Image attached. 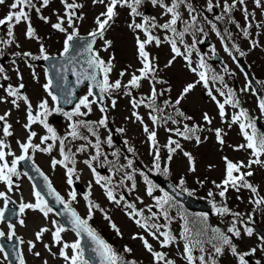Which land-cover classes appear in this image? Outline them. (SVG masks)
Wrapping results in <instances>:
<instances>
[{"label": "rangeland", "instance_id": "obj_1", "mask_svg": "<svg viewBox=\"0 0 264 264\" xmlns=\"http://www.w3.org/2000/svg\"><path fill=\"white\" fill-rule=\"evenodd\" d=\"M169 1L171 0H167L168 6H170ZM198 1L201 3L199 7L203 18L210 19L211 14L213 13L208 10L209 0ZM229 1V3L232 2V0ZM75 2L82 5L79 9L83 18L76 19L74 17L73 21L80 22L84 29L87 30L96 26V23H94L95 19L99 14L106 11L108 0H105L104 4L93 3V0H75ZM223 3L224 0H212V4L214 5V8H216L217 14L223 10ZM245 4L249 16L253 17L252 28L250 29L252 39L250 42L244 41L239 44L235 43V39L233 38L231 41L239 48V51L235 48L236 54L232 53L231 56L225 51V46L221 38L217 35L216 31H213L211 25H208L206 33L211 39V44L203 52L199 49L203 37V34L201 33L195 38H192L191 34H186L183 42H181L180 37L179 39H176L177 36L173 38L171 31L169 30H164L159 27L150 29L151 34L161 41L159 45L153 41L146 45L145 49L149 52L150 58H155L153 63L156 65L157 71L152 74L155 79L150 78L142 80L140 87L138 88L123 86L128 85L133 74L139 75L137 70L142 67V64L138 55L136 40L137 38L140 40L145 39L143 31L134 29L129 25L133 23H143L144 19L141 16L131 15V10L126 6H117L115 9L117 15L114 17L113 22L108 26L107 31L104 34V40L98 42L94 50L98 52L99 56L106 63L110 59L112 60V71L109 73V82H115L117 79L121 80L123 87L122 90H112L110 93H105L104 105L100 106L97 103H93L90 105L91 111L81 106L80 112L88 113V120L84 119V115H74L71 120H69L68 116L65 114L72 113L76 104L79 103V100L88 94L87 87H84L81 89L78 102L74 107L69 111H63L64 119L62 125L54 127L51 124H47L55 130L58 137L64 138V140L70 137L68 135L70 132V125L80 121L85 122V124L88 125V128L98 127L101 138L104 137L103 139H109L107 130L104 128L105 126H100L98 124V121L101 118H104V112L100 111V108L104 107L107 113L111 116V121L116 126L115 140L122 141L121 143L128 142L130 146L137 150L139 157H141L142 161L151 169H154V155L158 151L160 156V168L163 169L167 167L168 174L172 180L177 181L180 184V180L183 178L184 184L182 186L197 189L202 195H208L211 191L214 194L212 198L215 200L217 207L226 205L232 213H240L246 224L247 219L249 220V215H251L250 222H257L258 219L261 223H264V204L256 206L251 202L255 197L250 189L241 188L239 191L236 190V192H234V190H229L226 192L225 198H221L218 195L220 189L215 186L216 184H220L225 178V157L228 161L234 163L243 162L244 164H247L250 159H253L250 149L239 147L240 145L246 144L247 141L244 134L241 132L239 122H232L233 116L239 115L241 111L240 108H242L251 115L252 120L257 115L264 121V112L259 108L260 101L264 99V8L256 7L254 0H245ZM145 5L151 10L149 13V19L155 18L154 22L157 25L163 24L171 18L170 14L166 13L165 9L161 8L159 5H153L151 0H143L142 5L139 6L141 14H143L142 7ZM188 5L193 9L195 8V3L192 4L191 0H186V3L180 4L178 8L181 20L174 26L177 31H183L189 19H191ZM234 9H238V11L240 10V16L244 17L245 8H241L240 4H237ZM193 14L195 13L192 12L191 15ZM165 37L168 39H165ZM172 39H175L177 42V47L182 53L180 56H176L172 51L169 42ZM105 40L111 41L110 46L107 48H105ZM194 41L195 47L192 48L191 45H193ZM253 42H255V46H253ZM186 45L189 46L188 51L185 49ZM245 50H247V52H245ZM240 51L246 53L243 58L246 62L248 61L251 63V72L256 74L262 81L261 96H257L253 89L248 85L247 79L235 61V58L240 55ZM213 52H217L226 63L223 69L213 65L214 70L223 77L225 81L224 86H234L233 100L235 101V98H238L240 102L239 107H231L229 103H226L223 117L220 115L218 103H224L227 96L221 95L217 92V86L214 82H208L206 87L204 82L200 81V78L197 75L199 71H202V68L199 67L200 54L210 59ZM185 55H189L191 66H189L188 61L185 60ZM207 58L204 57V61L211 65V62H209ZM169 61H172L171 65H169ZM192 68H195L196 72H193L191 70ZM224 71L231 73L228 78ZM121 72H124L125 75L121 76ZM232 75L236 78L235 84H232L231 82ZM157 80H162L164 83H156ZM190 83L195 84V87L186 94L183 99H181L179 105H175V101L180 97L183 88ZM41 84L42 82H37L30 85L32 97H29L28 99H30L29 103L32 106L33 115H36L37 112L41 111V109L38 108L39 100L47 101L49 111H53V109L55 110L57 107L56 103L50 99L47 93H42ZM153 87H155L158 94L155 101V107L162 109V112L153 111L146 106L150 103L149 97L151 96V90ZM209 92H211V95H209ZM213 97H215V99H213ZM92 99L93 96H90L89 100L91 101ZM113 100H115L114 107L112 105ZM141 100H143V103H139ZM165 100L169 101L168 105L164 104ZM133 101L138 102L137 107H133ZM17 104L18 107L14 106L12 103L0 102V115H3L6 112L9 113L6 120L7 123L11 125L10 131L12 133L11 136H3L2 126L4 122L0 121V139H3L8 145L5 152L7 153L8 151H11L14 154V156L6 155L8 159L7 161L10 163L14 157H18L20 153H22L20 143L27 142L29 132H35L36 136L32 138V144L40 145L41 148H45L49 145L52 146L50 152L34 151L35 160L40 167L44 169L45 173L48 174L52 184L59 191V194L64 196L65 200H69L71 188L68 183L67 169L61 165H57L55 168L52 166V160L54 158L57 160L62 159L59 140L50 139L51 141L49 144H46L45 142L41 144V137L49 135L47 129L39 122L33 123L32 128L29 130L26 129L25 125L28 123L27 105L23 100H18ZM177 108L184 114L186 113V116L191 117V119L185 120L183 117H180L176 112ZM134 112L141 117L143 122L136 119V116L133 115ZM205 113L210 118V123L204 120ZM150 115L157 116V122L155 124L150 119ZM173 120H175L176 123H173ZM241 121L247 123L243 117L241 118ZM185 124H187L189 128L195 126L197 129L194 134L189 133V135L192 136L191 139H184L175 132L176 129L184 131ZM145 126H147L150 131L156 132L155 145H153L148 139V133L144 131ZM120 129H123V131H120ZM216 129L221 130L222 144L217 139ZM251 131L252 130L250 129V133ZM196 136H199L200 138L199 143H197ZM169 139L178 142L181 146L172 153L171 160L168 159L169 152L167 146ZM91 141V143L80 141L81 147L85 150L78 152L74 156L76 160V172L74 175L90 185V192L87 195L88 200L85 199L86 196H80L78 194H76V199L72 200V204L78 214L81 217L87 218L89 202L97 204L99 207L103 208V211L93 209L92 219L90 221L100 226V229L105 237L107 236L109 238L106 237L109 241L112 240L116 242L117 240L119 244L123 243L124 246H126L127 242L131 247L130 254L137 257L142 256V259L151 261L153 259L151 253L145 249L143 242L139 239L140 236H143L152 245L154 251L165 253L167 258L175 261V264H185L183 261L184 242L180 241L172 243L168 247L162 248L160 240H162L163 237H161L160 240L153 239L145 229L141 228L136 223V219H131L129 216L131 209L126 207V203L123 200H121L119 205L108 200L104 188L96 183V177L93 174V171L84 163L85 159L90 160L91 156L96 155V150L92 147L93 143L96 142V139L93 138ZM111 144L110 147L112 150H110L109 153L116 154L118 156L117 163L119 162L121 165H125V158L122 157L118 149H115L113 141ZM171 147H175V145H171ZM67 149L73 153L72 144L69 143ZM184 152L190 153L193 157L195 171H190L189 160L184 155ZM107 153L108 152L104 153L101 159L103 163L105 157L110 156V154ZM260 158L264 160V155ZM102 162H99V159L92 162L96 172L99 165L103 164ZM68 166L71 167L70 164ZM249 170L254 174L251 177H247L248 181L257 187L259 197H264V165L254 164L250 169H241L242 172ZM17 171L20 173V176L19 178L16 177L17 180L13 182L12 191H8L7 186L0 182V192L8 194L16 203H18V205L21 201L24 203H35L36 198L33 195L35 188L32 186L27 176L19 171V166H17ZM96 174L105 178H111V184H109L108 187L111 186L112 190H115L114 192L117 193V198L120 199L119 188H117V186L115 188L116 181L117 184L121 181L118 174L109 172L108 175H103L101 171ZM104 183H106V181H101V184ZM126 185L129 187L130 196L127 203L134 204L135 209L138 211H145L141 216H137L142 222L143 216H146L149 213L150 205H155L153 197L159 193V188L154 187L153 196H149L147 194V188L149 185L140 179L136 180V186L134 189H132L131 182H126ZM2 203L3 199H0V208ZM105 215L110 219H105ZM157 215H160V213L156 212V216ZM204 217H206V220ZM202 218L209 225L217 226L221 230L227 229L231 226L234 219L232 216L231 220L218 222L215 221L213 217L206 214H204ZM21 219L25 222L23 226L19 223ZM53 221H56L58 225H61L54 211L50 212L48 217L45 218L38 210L26 209L23 214H20L19 219L16 222H2L0 231H3L5 233L4 237L7 238L9 232L8 225H14L16 237H19L24 241L23 244H20L18 241V245L20 255H23L25 264H44L45 261H47V264H66V261L59 256V249L62 244L54 243L52 239L51 233L55 230L53 227ZM152 221L155 222V219ZM113 223L121 233L120 241L114 237V230L111 229V224ZM155 223L164 226L163 220ZM132 225L137 229L130 227ZM236 226L241 230L242 240L239 242V245L247 251L253 249L254 243L258 238L257 234L252 229L253 235L248 236L244 234V225L238 222ZM41 228H47L49 231L44 233L40 241H36L35 233ZM163 228L164 227H161L160 231H163ZM132 230L136 231L134 234L137 238L133 239V237H131L132 240L130 241V238H126ZM176 232H178V228ZM61 237L62 241L68 243H72L77 239L75 233L69 229H66L65 232L61 233ZM28 241H33L35 243V248L32 251L28 250ZM45 244L49 245L51 251L44 247ZM158 247L160 248L158 249ZM36 252L40 253V255H34ZM66 252L71 255L70 249H66ZM226 255L231 254L227 253ZM217 261H220L222 264H236L231 258L223 260L222 256L217 257ZM0 264H7L2 251H0ZM154 264H158V262L155 261ZM159 264H162V262H159Z\"/></svg>", "mask_w": 264, "mask_h": 264}, {"label": "snow or ice", "instance_id": "obj_2", "mask_svg": "<svg viewBox=\"0 0 264 264\" xmlns=\"http://www.w3.org/2000/svg\"><path fill=\"white\" fill-rule=\"evenodd\" d=\"M61 2L64 4L65 7V17H57V23L52 24V27L60 32H67V28H65L63 25L65 23V19L67 21L68 28H71L72 31L70 33H67L66 39L64 41V49L60 53L61 56H65L69 50H70V42L74 40L78 36V31L74 26L73 18L75 17L76 19H82V16H77L76 15V9L82 7V5H79L73 0L72 3H69L68 0H61ZM142 0H108V3L106 4V11L102 12L99 16L96 17L95 23L97 25L96 30L92 31L89 33V36L92 37V40L88 41L85 46V51L89 54L88 58L86 60L88 69L91 70V72L87 71H82L80 73V76L83 77V79L91 80L95 82V87L99 88L102 93H110L112 90L115 89H120L122 87L121 80L117 79L115 82L110 83L109 82V73L112 71V60L110 59L107 63L99 56L98 52L93 49V44L95 43V39L97 37L103 38L104 33L107 30V27L109 26L110 22L113 20V18L117 15L115 9L117 6L121 7H128L131 10V15L136 16V15H141V13L138 12V6L141 4ZM153 5H159L161 8L165 9L166 13L170 14V19L160 25H157L154 21L155 18H147L145 17L143 23H133L129 25L130 27H133L134 29H139L144 32L145 34V39L140 40L137 38L136 44H137V50H138V55L140 58V62L142 64V67L139 68L137 71L139 72V75L133 74L131 76V79L128 82V85H125L123 87H128L131 86L132 88H138L140 87V83L144 79H155L154 74L157 71L156 65L153 63L155 58H150L149 52H147L146 45L152 43L155 41L157 45L161 43V41L154 37L151 34L150 29H154L156 27H159L164 30H170L171 32L177 34L181 42H183V36L185 32L188 30V28H185V32H179L177 33L176 28L174 27L178 21L181 20V15L180 12L178 11V8L180 4L186 3V0H171V6L166 5L163 0H151ZM256 7L258 8H264V0H254ZM5 0H0V4H4ZM93 3H100L104 4L105 0H93ZM49 4V0H41L40 7H37L36 4L33 3V0H13V2L9 5V11L8 13L3 17L0 18V25H6L8 28L7 35L8 37H13V27L14 24H20L21 22H29L27 25L26 29V36L28 38H33L35 37V30L32 27L30 23V14L29 11L30 9H34L37 14L40 13L42 7H46ZM237 4L244 5L245 0H232V3H229L228 0H224L223 3V12L225 14L231 13V11L236 7ZM219 6V5H216ZM214 5L212 4V0H209L208 2V10L212 11ZM188 10L189 14L191 17V21L193 24L196 23L197 17L195 15H191L192 12L195 11L190 5H188ZM244 17L245 20L247 21L249 19V13L247 9H244ZM42 20H44L46 23L48 22V18L44 16H40ZM217 20H222L224 19L223 16H217ZM230 22H235V21H230ZM186 23V22H185ZM251 25L249 24V27ZM237 27H240L239 24H237ZM213 31H216V25H212ZM202 31V29H200ZM243 35L247 37L249 35L248 29L243 28L242 29ZM217 35L219 36L220 33L217 31ZM230 35V33H229ZM165 39H168L165 37ZM171 44V48L173 53H175L176 56H180L182 53L180 52L179 48L177 47V42L175 39H172L169 41ZM4 44H9L12 43L11 40H4ZM105 48L110 46L111 41H104ZM18 46V45H17ZM253 46H255V42H253ZM192 48L195 47V41L193 45H191ZM233 48H236L237 51H239V48L233 44ZM186 51H188L189 46H185ZM41 57L45 60H47L49 57L45 55V50L43 46H41ZM225 51L229 53L231 56L232 53L228 49V47H225ZM246 53L240 51V55L244 56ZM15 55H23L25 57L31 56V53L25 52L23 54L21 53H15ZM190 55V52H189ZM189 55H185L184 58L185 60L188 61L189 66H191V60L189 59ZM38 57H32V59H37ZM175 58V57H174ZM74 57H69V63H72ZM172 61H169V65H171ZM199 67L202 69H205L207 66L204 63L203 58H201ZM97 70L101 73H103V79L102 80H97ZM193 72H196L195 68L191 69ZM73 74H76L75 68L72 69ZM4 69L0 68V73H3ZM121 76H124L125 73L121 72ZM197 75L200 78V81H203L205 86L207 87L208 84V76L206 75L205 71H199ZM80 76H78V81L80 79ZM213 80L218 79L219 77H216L213 75L211 77ZM3 79L7 80L8 77L7 75L3 76ZM222 79V78H221ZM51 81L46 83L44 85L45 90L47 91L49 88ZM156 83H164L162 80H157ZM24 87L23 83L19 84L18 87H13L11 84L8 85V87L5 89V92L7 93L8 97H12L13 99L11 100V103L14 106L18 107L17 101L18 100H23L24 103L27 105L28 108V114H27V119L28 123L25 125V128H30V126L33 123L39 122L44 125V127L47 129V132L49 135L41 137V144H43L46 140L52 139V140H59L60 144V154L62 156V159H53L52 160V166L55 168L57 165L64 166L67 169V176H68V183L71 184L73 182L72 177L73 174L76 172V160L74 158V154L70 152H65L64 148V143L65 140L64 138H60L57 136L55 130L52 127H49V125L46 122V119L48 115H50L49 108L47 101H41L40 104L38 105V108L41 109L42 111L37 112L36 115H33L32 112V106L28 101V97L21 95L20 94V89ZM195 87V84L190 83L186 85L183 88V91L180 95L179 98L176 99L175 105H179L181 102V99L188 94L193 88ZM49 95H52L51 92L48 93ZM157 91L155 87L152 88L151 90V96L149 97L150 103L147 104L146 106L151 108L153 111H160L162 112L163 110L160 108L155 107V101L157 98ZM209 95H211V92H209ZM221 95H224L223 92H221ZM93 96L92 88H89L88 94L84 97H82L79 100V103L76 104L75 109L73 110L72 113H66L65 115L68 116L69 120H71L72 116L74 115H86L87 113H81L80 108L83 106L84 108H87L89 111H91L90 105L93 103H96V99L93 98L91 101L89 100V97ZM53 101L57 100V97L52 95ZM103 99V97H101ZM215 99V97H213ZM0 102H5L3 97H0ZM139 103H143V100L139 101ZM226 103H231L233 106H237L238 101H234L232 98V95H229V98L224 102V103H218V107L220 109V115L221 117L224 116V109H225V104ZM165 105L169 104V101L165 100L164 101ZM113 107L115 106V100L112 101ZM138 102L133 101V107H137ZM259 108L261 109L262 112H264V99H262L259 103ZM55 111H60L59 108L55 109ZM101 112H105L106 109L104 107L100 108ZM176 112L179 116L183 117L185 120L191 119V117H187L184 115L183 112H181L178 108L176 109ZM9 113H4L3 115H0V121H3V126H2V131H3V136H11L12 133L10 131L11 125L7 123V116ZM134 116H136L137 120H141V117L137 113H133ZM43 117V118H42ZM247 119V112L245 110H241L239 115L233 116L232 122L237 123L239 122L241 132L244 134V137L247 141L246 144L240 145L239 147L241 148H247L251 150V154L253 159H250L247 164H244L243 162H232L228 161L227 158L225 157V162H226V168H225V178L222 180L220 184H216L215 186L220 189L218 195L221 198H225L226 192L228 191L229 187L239 191L241 188L245 189H250V191L254 194V199L251 201L254 205L260 206L261 204H264V197H259L257 187H255L253 184H251L247 177H251L254 173L252 171H246L242 172L241 169L243 168H251L252 165L254 164H260L264 165V160H262L260 157L264 155V134H259L256 129L255 125L253 122L249 121L248 123H245L241 121V118ZM150 119L153 121L155 124L157 122V116L155 115H150ZM170 119V117H169ZM204 120L207 121L208 123L211 122L210 118L208 115L205 113L204 115ZM141 122H143L141 120ZM173 123H176L175 120L172 121ZM106 123V118H101L98 121V124L100 126H104ZM78 125L80 126H88L85 124V122L80 121L78 123H74L70 125L71 131L68 133L73 138H77L79 136V132L77 131ZM251 129V134H249L246 129ZM91 131L92 129L89 128ZM196 127L194 126L193 128H189L187 124L184 125V131H180L179 129H176L175 132L177 135L182 136L184 139H191L192 136L189 135V133L194 134L196 132ZM120 131H123V129H120ZM144 131L148 133V139L155 145L156 143V132L155 131H150L147 126H145ZM171 131V130H170ZM216 136L219 142L222 144L223 140L221 139V130L216 129ZM93 135H95V132H93ZM36 136L35 132H29L27 142L25 143H20V149L22 154L18 157H14L10 164L9 162L6 161V155L7 156H14V154L11 151H8L7 153L5 152V149L8 148V145L5 143L3 139H0V182L5 184L8 188V191H12L13 187V177L19 178L20 173L17 171V164L19 161H23L28 157L29 150L31 149L32 151H44V152H50L52 150V146L49 145L45 148H41L40 145H34L32 144V138ZM197 140V143L200 142L199 136L195 137ZM111 138L109 137L107 143L111 144ZM19 143V142H18ZM91 143V142H90ZM171 145H175V147H171ZM96 149V155L91 156L90 160H85L84 163L93 171V174L96 177V183L99 184L102 188H104L106 196L109 201H113L115 204L119 205L121 203V200H123V196L120 197V199H116L113 195V191L108 187L109 184H111V178H105L103 176H99L96 174V169L93 167V161H97L99 156L101 155L100 153V140L99 137L97 136L96 143L92 145ZM168 152L169 156L168 159L171 160L172 158V153L176 151V149H179L181 146L178 142L169 139L168 142ZM84 148L77 149V151H84ZM129 151H132L131 148H129ZM115 155V154H114ZM184 155L188 158L189 164H190V171H195L194 167V160L193 157L191 156L190 153L184 152ZM30 158V157H28ZM160 156L159 152L157 151L154 155V163L153 167L156 170L160 169ZM106 163L112 165L113 170L115 172H119L122 168L127 167L131 168L132 167V161L129 160L127 165H120L116 166L112 161H107V157H105ZM71 165L69 167L68 165ZM39 171V169H37ZM133 171H136L133 169ZM165 173H167L168 168L165 167L163 170ZM26 175V173H25ZM43 175V173H41ZM140 175L144 178V181L146 184H148L147 188V194L149 196H153V188L151 186V181L148 179L147 175H145L143 172H140ZM125 179L132 181V189L135 188V181L133 179V175L131 173H126L125 174ZM45 180L48 178L45 176ZM101 181H106V183L101 184ZM121 184H123V180L120 181ZM215 183V182H214ZM180 184H184L183 178L180 180ZM49 192L55 196V199L57 202L60 204L64 205V208L66 212L69 213L70 215V223L72 225V230L76 232L77 239L72 242H64L62 241L61 233L66 231V228L63 225H58L56 221H53V227L55 228L54 231H52V239L54 243L57 244H62V246L59 249V256L62 257L65 261L66 264H90L88 259H85L84 251L81 247V240L79 237L81 234H86L93 244L95 245V248L93 251L99 256L100 258V264H136L135 261H126L123 259V257L118 254L113 247L108 244L97 232L95 229H93L89 225V220L92 219V214H93V209H99V205L93 204L89 202V210H88V216L87 218H81L77 212L71 208V201L76 199V194L74 192L69 193L70 199L68 201H65L63 197L60 196L58 192L55 191L54 188H52L51 184L49 183L47 185ZM33 195L36 198L35 203H24L21 201L19 204V212L20 214H23L26 209H31V210H38L40 211L45 218L48 217L49 213L52 212V208L49 207L48 202L44 199V197L41 195L39 191H33ZM210 197H213L214 194L210 191L208 193ZM0 199H3L5 202V206L9 202V197H7L5 192H0ZM86 200H88V197H85ZM139 199V198H138ZM153 199L156 200V206L161 209V214L168 219V211L165 208V205L170 206L171 202V197L168 196L167 193L163 197H153ZM211 202V201H210ZM126 207L129 209H132L133 211L129 213L130 217L135 215V216H141L142 213L139 211H136L135 205L131 203H126ZM213 207L216 208V211L220 214H231L234 219L232 222V225L227 228V233H230L231 236L240 238L241 237V230L236 226L237 223L239 222L240 224L244 225L243 231L244 234L248 236L253 235V230L252 228L248 227L245 221L242 219V216L240 213H231V210L226 206H219L217 207L215 203H213ZM101 211H103L101 209ZM155 216V214H153ZM5 216V211L3 208H0V221L4 219ZM105 219H110L107 215H105ZM182 219H185V217H182ZM206 220V217H204ZM251 220V215H249V221ZM20 225H24V220L21 219L19 221ZM136 223L145 229V231L148 232L149 235L152 236L153 239L160 240L161 237H163L162 240H160V245L162 248L168 247L170 244L176 242V237L172 235L170 230L166 231H160L162 226L157 223H152L148 224L146 221L144 223H141L140 220H136ZM111 227L117 231V234L120 235L119 229L116 227V225L113 223L111 224ZM9 232L7 235L8 239H13L15 237L20 244H23L24 241L16 237L15 230H14V225L9 224L8 225ZM154 230V231H153ZM209 229H200L195 232V237L193 236V230H191L187 226V221L185 222V225L183 226V231L180 233V239L184 241L183 244V258L187 261V264H218L217 257L223 254L225 248L230 250L231 254L233 256H236L238 258V264H247V261L245 259L246 256L251 255L256 251V249H251L249 252L246 253H240L237 250V246L233 243L231 237L226 234L224 231H222L220 228L213 227L210 228L211 233L213 234L211 239H204L206 236V233ZM49 231L47 228H41L39 231L35 233V238L36 241H40L44 235L45 232ZM5 233L3 231H0V237H4ZM136 236H133V239H136ZM139 239L143 242V245L145 249L151 253L152 257L156 262H162V264H175V261L172 259H169L166 257V254L163 252L159 251H154L152 245L148 242L147 239H145L143 236H140ZM28 250L32 251L35 248V243L33 241H28ZM205 243H211L212 244V249L213 253L209 254L206 252V249L204 247ZM262 246H264V238H262ZM44 247L51 251L50 247L48 244H45ZM66 249L71 250V255H69L66 252ZM194 250L198 251L200 255L194 256L193 252ZM0 251H3V249H0ZM125 252H131V249L128 247L124 248ZM34 255L39 256L40 253L36 252ZM19 264H25L23 255L19 256ZM44 264H47V261L44 262Z\"/></svg>", "mask_w": 264, "mask_h": 264}, {"label": "flooded vegetation", "instance_id": "obj_3", "mask_svg": "<svg viewBox=\"0 0 264 264\" xmlns=\"http://www.w3.org/2000/svg\"><path fill=\"white\" fill-rule=\"evenodd\" d=\"M12 2L13 0H5L4 4H0V18H3L8 13V11L10 10L9 5ZM68 2L69 3L73 2V0H68ZM33 3L36 4L37 7H40L41 0H33ZM28 11L30 14V23L35 30V37L28 38L25 34L29 22H21L20 24H14L13 37H8L7 35L8 28L6 25H0V68L4 69V72L0 73V97H3L4 101L10 104L13 98L8 97L7 93L5 92V89L8 87L9 84H11L13 87H18L19 84L23 83L24 87L20 89V94L27 96L29 98L32 97L30 85H32V83L35 84L37 82H42L41 84L42 93H47L50 99L53 100L52 99L53 94L52 95L48 94L49 92H51V90L48 88V90L46 91L44 88V85L48 83L47 82L48 80H46L45 68L41 64V60H43L40 51L41 46H43L45 50V55L47 56L60 54L64 49V41L66 39L67 33H70L72 31L71 28H68L66 19L63 26L67 28V32H60L52 27V24L58 22L57 17H61V18L65 17V7L64 4L61 2V0H49V4L46 7H42L39 14H37L34 9H30ZM40 16L47 17L48 22L46 23L44 20L40 18ZM73 22L75 28L78 31V35L89 34L90 32L93 31L90 30L86 32L80 22L77 21H73ZM100 39L101 38L98 37L97 41H99ZM4 40H11L12 43L4 44L3 43ZM25 52L31 53V56L25 57L23 55H19V56L15 55V53L23 54ZM33 56L38 58L32 59ZM4 75H7L8 77L7 80L3 79ZM109 135L115 147H119L123 149V146L126 143H121L122 141L115 140L116 132H111V133L109 132ZM111 145L112 144H108L104 147L105 151L108 152L107 154H110V156L107 158V161H110L111 158L113 157L112 153H109V151L112 150L110 147ZM28 156L30 157L31 160L36 161L35 152L32 151L31 149L29 150ZM100 168L103 170L107 169L108 171L109 167H107L106 165L103 166L99 165V169ZM19 171H21L20 168ZM154 210L155 208H152V211ZM257 224L264 228V223H261L258 219H257ZM190 225H191L190 229L192 230V223ZM133 226L134 225L130 227H132L133 229H137L134 228ZM249 227H251L250 224ZM111 229L114 230L113 233L114 237L120 241L121 233L120 235H118L115 229L113 228ZM135 232H136L135 230L130 231L126 239L130 238L131 241L132 240L131 237L136 236L134 234ZM254 232L258 236L253 246V249H256V251L251 255L246 256L245 259L247 261V264H264V246H262V238H264V236L260 235L256 230H254ZM226 234H228L231 237L233 243L237 246L238 252L244 253L250 251V250L248 251L244 250L243 247L239 245V242L242 240V237L236 238L231 236V234L227 232ZM175 237L177 238L175 243L183 241L180 239V235H175ZM110 245L126 261H135L136 264H154L155 262L154 258L151 261H148L146 259H142V256L138 255L139 257H137L130 254L131 252L130 253L125 252L124 251L125 247L131 249V247L127 242H126V246H124L123 243L119 244L117 240L116 242L110 240ZM159 248L160 247H158V249ZM227 253L231 254L230 250L225 248L224 253L220 255L223 257V260H228V258H231L232 261H235L236 264H238V258L236 256H233L232 254L226 255ZM193 255L198 256V254L196 253H193ZM183 261L186 264L187 261L184 258ZM223 264H228V263H223Z\"/></svg>", "mask_w": 264, "mask_h": 264}, {"label": "water", "instance_id": "obj_4", "mask_svg": "<svg viewBox=\"0 0 264 264\" xmlns=\"http://www.w3.org/2000/svg\"><path fill=\"white\" fill-rule=\"evenodd\" d=\"M90 40H92V37L90 36L74 38V40L70 42V50L65 56H59L57 58H48L47 60H45V65L47 67V71L51 79V87L57 96L60 106H62L63 108L71 107L74 104V102L78 98V90L85 84H88L89 88H92V92L99 104H103L104 102V98L101 99V97H103V93L100 91L99 88L95 87V82L83 79V77L80 76V73L82 71H87L89 73L91 72V70L88 69L86 63L89 54L84 50L86 43ZM69 57H74L72 63H69ZM239 61L244 70L246 71L247 76L252 82L255 90L259 92L258 85L252 79L247 67L241 59H239ZM73 68H75L76 74H73ZM78 76H80L79 81ZM97 80H102L100 77V72L98 70ZM86 117H88V115ZM50 121L60 122L61 116L53 114L50 117ZM256 122L258 132L260 134H263L264 124L258 118H256ZM22 164L36 188L40 191L45 200L48 202V205L55 209L62 224L66 227L72 228L69 213L66 212L62 204L57 202L55 196L49 192V189L47 187L49 182L48 180L44 179L45 176L41 175L40 170L37 171L38 168L34 164L27 162V160L22 161ZM154 179L159 184L163 185L165 189L175 198L181 200L187 208L211 212V207L208 203H205L201 200L189 196L188 194L181 192L170 181L166 179H163L158 176L154 177ZM73 187L75 190L85 192L84 186L79 182L74 183ZM3 209L5 211V221L12 222L18 219L17 205L10 198L8 204L6 206L5 204L3 205ZM79 239L81 240V247L84 251L85 258L89 260L90 264H100L99 256L93 251L95 245L93 244L91 239L86 234H81ZM0 246L3 249V253L7 258L8 264H15V262L19 259L16 238L13 237V239L11 240H6L4 237H0Z\"/></svg>", "mask_w": 264, "mask_h": 264}, {"label": "trees", "instance_id": "obj_5", "mask_svg": "<svg viewBox=\"0 0 264 264\" xmlns=\"http://www.w3.org/2000/svg\"><path fill=\"white\" fill-rule=\"evenodd\" d=\"M192 1H193V3H194V2H195V3H198L197 0H192ZM215 214H216V212H215Z\"/></svg>", "mask_w": 264, "mask_h": 264}]
</instances>
